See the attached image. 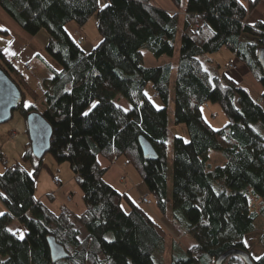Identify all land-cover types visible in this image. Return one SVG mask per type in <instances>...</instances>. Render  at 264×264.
I'll return each mask as SVG.
<instances>
[{
  "label": "trees",
  "instance_id": "1",
  "mask_svg": "<svg viewBox=\"0 0 264 264\" xmlns=\"http://www.w3.org/2000/svg\"><path fill=\"white\" fill-rule=\"evenodd\" d=\"M169 1L175 13L155 0H108L106 8L97 0H0V8L27 34H48L46 65L53 77L44 81L43 95L15 67L18 56L13 61L0 53V67L23 93L18 108L23 117L38 112L51 125L48 154L58 164L69 163L85 206L81 215L66 206L54 213L37 199L43 159L35 158L29 142L23 159L31 161L33 172L4 164L0 173L2 264H165L166 257L170 264H216L229 251L249 253L248 238L255 233L264 249V70L257 56L264 48V23H247L264 0ZM94 15L102 40L86 53L67 25L82 27ZM7 34L0 27V35ZM180 34L175 69L170 60ZM224 48L262 86L259 100L213 60L212 69L204 66L205 56ZM145 52L167 60L147 66ZM172 91L174 122L186 126L189 138L174 141L170 200L167 106ZM26 96L33 102L28 106ZM119 97L130 110L119 105ZM153 97L162 101V108ZM41 101L44 109L38 107ZM208 103L221 106L229 119L226 126L214 129L206 121L202 108ZM140 137L152 144L158 160H145ZM211 152H220L226 164L212 167ZM102 161L132 166L158 218L170 217L194 245L170 243L150 207L104 179L108 168ZM49 237L68 258L52 261ZM252 259L264 264V254ZM223 264L246 263L232 255Z\"/></svg>",
  "mask_w": 264,
  "mask_h": 264
},
{
  "label": "rangeland",
  "instance_id": "2",
  "mask_svg": "<svg viewBox=\"0 0 264 264\" xmlns=\"http://www.w3.org/2000/svg\"><path fill=\"white\" fill-rule=\"evenodd\" d=\"M165 1L166 0H155V2L160 6H164ZM187 1L188 0H184V3L186 4ZM107 3H108V0H100L99 4L101 6V5L107 4ZM263 4H264V2H263ZM261 14L264 17V5H262L259 9L254 10L249 15L250 21H255L257 19L256 17H258V18L262 17ZM0 22H4L7 25H10V24H13L14 21L7 15V13L5 11H3L0 8ZM96 23H97V18H96V15H94L93 17H91L88 20V22L84 26L80 27L83 30L85 36L87 37L86 43L81 46L86 51L93 49V48H91L92 43H95L94 48H96L97 45H99V43L102 40V37L98 31ZM1 26L2 25L0 24V27ZM16 26L19 29V31L22 30L17 24H16ZM12 27H13V25L10 26V29ZM13 29H11V30H13ZM13 33H16L15 29H14ZM38 34L39 35L37 37V40H39L40 45H42L43 41H48L49 37H48V34L45 30L40 31ZM44 39H46V40H44ZM97 39H98V42H96ZM246 40L250 41V42H257L254 38H252V39L247 38ZM180 43H181V34L178 35V44H177L176 56L173 57L171 60L169 59L170 61H172L174 63L175 69H176L177 60H178V51L180 48ZM233 55L234 54L232 53V51H230L228 48H224L216 54L205 56L202 59V61L204 63V66L207 69H212L211 65L209 63V59L212 60V58H214L219 62L220 65H222V70L226 71L227 67L229 66V64L226 66V64L229 63L228 57L229 56L232 57ZM233 58H235V57H233ZM166 60L167 59L164 58L163 60L158 61L150 52H145V64L147 66H155V65L161 64L163 61H166ZM236 60H239V59H236ZM36 65H39V62H37ZM173 74H174L173 79H175L176 70H174ZM44 81L45 80H43L41 85H40L41 89L44 88L43 87ZM245 83L247 85V82H245ZM173 86H174V83H173ZM37 90H39V89H37ZM40 92H41V90H39L38 93L41 94ZM147 93L151 97L153 96V92L150 91L149 89L147 90ZM153 101L158 108L163 107L162 106L163 103L160 99L154 98ZM117 102L123 108L130 110L129 104L123 98L119 97ZM32 103H33L32 99L29 96H26V106H28ZM38 107L40 109H44L43 101L38 103ZM167 109H168V142H167V147H168V150H167V154H168V195H169V199L171 200L172 192H173L174 141H175L176 137H180V138H183L185 140H188L189 136H188L187 128L184 124L177 125L174 122V96H173V91H172V96L169 99ZM202 111H203V114H204L206 121L214 129L223 128L224 126H226L229 123L228 117L225 115L221 106L218 104L208 103V104L203 106ZM29 142H30V137L28 134L27 119H25L23 117V115L20 113V111L17 110L14 112L12 120H10L9 122H7L5 124L0 125V173H2L3 170L5 169V165H4L5 162L3 159H6L8 161L7 166H13L15 164H20L21 167H23L24 169H26L30 173L33 172L34 167L31 163V161H26L23 159L24 154L26 152V146ZM2 157H3V159H2ZM48 160H51V161L53 160V162L58 164L50 154H47L43 159L42 172H41V175L39 177V182L41 180V182L44 184V181L47 180V181H45V183H47V185L50 184L52 186V188H55L58 185L55 184L56 185L55 186L54 183H52L53 178L61 179L62 183H65L67 178L73 177L74 173H73L69 163L58 164V166L60 165L63 168L61 171V176H53L50 178V176L45 175V173H46L45 165L48 163ZM210 161H211L212 167L223 166L226 164V159L220 152H211L210 153ZM55 163H53V164H55ZM126 168L129 171H131L132 173L129 172L128 176L127 175L122 176V180L124 181V184H131L132 181H133V183H137V182L140 183L141 178L138 175V173L136 172V170L132 166H127ZM46 176H47V178H46ZM71 186H72V191L75 193L74 201L76 202V201L80 200V189H79L77 182H73ZM127 187H128V185L126 186V188ZM136 187H137V184H136ZM131 194H132V196H134L132 198L137 199L140 195L139 189L138 188H137V190L134 189V191H132ZM140 199H142V198H140ZM68 201H70V200H68ZM2 206L5 208V206L3 205V203L0 200V208H2ZM146 207H148V206H146ZM149 207L152 209L158 210V209H156L155 205H152ZM159 221L162 224V226L167 230V232L169 234V242L170 243L172 242V240H177L186 248L192 247L194 245V240L191 237V235L188 234L187 232L177 231V229L174 227L173 223L171 222L170 217H160ZM259 240H260V234L259 233H255L254 235H251L248 238L247 247H248L249 253L251 254V256L254 259H258L259 257H261L264 254V249L261 246ZM165 264H170V258L166 257V263Z\"/></svg>",
  "mask_w": 264,
  "mask_h": 264
},
{
  "label": "crops",
  "instance_id": "3",
  "mask_svg": "<svg viewBox=\"0 0 264 264\" xmlns=\"http://www.w3.org/2000/svg\"><path fill=\"white\" fill-rule=\"evenodd\" d=\"M264 1L260 2L259 5L256 7V9H259L263 4ZM157 4V3H156ZM164 6H160L157 4V6L165 9L168 12L175 13V8L171 4L169 0H166L164 2ZM255 9V10H256ZM253 12V11H252ZM184 15V12L182 11V16ZM262 16V14H261ZM257 19L255 21H250V16L247 19V23L249 25H254L256 22H263L264 23V17H256ZM2 25L1 27L5 29L8 34L5 35H0V53H2L7 59H11L12 57L18 56L20 58V61L15 63V67L19 72L23 75L25 80L28 82V84L35 90L39 89L41 90V94L45 92L44 88H40V85L43 80H49L53 77L52 73L48 69L46 63L50 62L49 57L46 54L45 47L48 43V41H43L42 45L39 44V40H37V37L39 34L36 36H31L29 34H26L24 30H20L17 28L16 24L13 22V24L7 25L4 22H0ZM13 27L11 29H15L16 33H13L14 29L11 30L10 26ZM67 30L71 37L75 39L76 41L80 38L84 40L83 45L86 43L87 37L85 36L83 30L77 26L74 23H70L67 25ZM46 40V39H44ZM98 42V39L96 40ZM93 49L86 51L82 47V50L86 53L92 52L95 48L94 45L95 43L91 44ZM44 46V47H43ZM235 55L232 57L229 56V63L226 64H234L235 69L233 70H227L223 71L225 74L230 76L232 79L237 81L242 87H244L250 94L251 96L259 100L263 94V88L262 86L255 80L254 76L252 73L248 70V68L240 61L236 60L238 58H233ZM212 60L216 63L219 64V62L212 58ZM27 62L30 63L34 69L32 71H27L24 67L23 64ZM39 62V65H36V63ZM220 65V64H219ZM222 66V65H221ZM247 82V85L246 83ZM44 84V83H43ZM44 87V86H43ZM37 90V92H39ZM43 92V93H42ZM16 138V137H15ZM121 162V163H120ZM53 160H48V163L45 165V175L53 177V176H61V171H62V166H58V164H53ZM102 164L104 167H107L108 171L105 174L104 179L115 189L122 193H128L132 196V191L134 189L137 190L139 189V197L137 198L138 200H141L140 198L146 196L150 197L148 194L147 188L145 184L140 180V183H132L131 184H124V181L122 180L123 175H127L132 173L129 171L126 167V165L123 161H119L115 164H110L107 161H102ZM42 172V171H41ZM134 174V173H133ZM41 175V173H40ZM46 176V178H47ZM133 176V175H132ZM40 177V176H39ZM109 177V178H108ZM54 179V178H53ZM52 179V183L53 182ZM58 179V178H57ZM59 180V185L56 186L55 188H52V186L47 183L44 184L39 182V178L37 180L36 184V197L38 200H40L42 203H44L52 212L54 213H59L60 208L62 206H66L67 208L71 209L75 213L81 215L85 211V206L82 202V192L80 189V200L74 201L75 198V193L72 191V183L76 182V177L73 175V177H69L66 179L65 183H62L61 179ZM123 181V182H122ZM137 184V187H136ZM128 187L126 188V186ZM68 197H71V200L68 201ZM134 197V196H133ZM79 198V197H78ZM136 198V197H135ZM151 198V197H150ZM152 209V208H151ZM5 212V208L2 206L0 208V213ZM152 212L154 216L158 218V211L155 209H152Z\"/></svg>",
  "mask_w": 264,
  "mask_h": 264
},
{
  "label": "water",
  "instance_id": "4",
  "mask_svg": "<svg viewBox=\"0 0 264 264\" xmlns=\"http://www.w3.org/2000/svg\"><path fill=\"white\" fill-rule=\"evenodd\" d=\"M257 56L264 70V48L258 50ZM23 100L21 90L0 67V125L12 120L14 112L18 110ZM27 125L32 153L35 158L44 159L51 149L52 127L38 112L28 115ZM139 146L145 160L155 161L159 159L154 147L146 138H139ZM48 243L53 262L68 258L64 248L56 242L54 237H49ZM232 255L240 257L246 264H254V260L248 252L237 250L225 253L217 259L216 264H223Z\"/></svg>",
  "mask_w": 264,
  "mask_h": 264
},
{
  "label": "built area",
  "instance_id": "5",
  "mask_svg": "<svg viewBox=\"0 0 264 264\" xmlns=\"http://www.w3.org/2000/svg\"><path fill=\"white\" fill-rule=\"evenodd\" d=\"M83 43H84V40H83L82 38H80V39L77 40V44H78L79 46H82ZM12 60H13V61H19V58H18V57H13ZM23 67H24L27 71H32V70H33V67H32L29 63H27V62H25V63L23 64ZM228 68H229V69H235L236 67H235L234 64H229ZM3 160H4V162H5V165L7 166L8 161H7L6 159H3ZM53 182H54V184L59 185V180H58L57 178H54ZM68 200H71V197H68ZM141 202H142L144 205L148 206V207L152 205V200H151L150 198L146 197V196L142 197Z\"/></svg>",
  "mask_w": 264,
  "mask_h": 264
},
{
  "label": "snow or ice",
  "instance_id": "6",
  "mask_svg": "<svg viewBox=\"0 0 264 264\" xmlns=\"http://www.w3.org/2000/svg\"><path fill=\"white\" fill-rule=\"evenodd\" d=\"M97 3L99 4V3H100V0H97ZM106 7H108L107 4H103V5H101V8H106ZM95 106H96L95 104L92 105L93 108H94ZM84 115L86 116V115H88V113L85 112ZM0 175H2V174H0ZM0 195H2V194H0ZM2 215H3V213H0V216H2ZM8 231H12V230L9 229ZM13 234L15 235V232H13ZM20 238L23 239V235H22V234H21V237H20ZM0 264H2V262H0Z\"/></svg>",
  "mask_w": 264,
  "mask_h": 264
}]
</instances>
